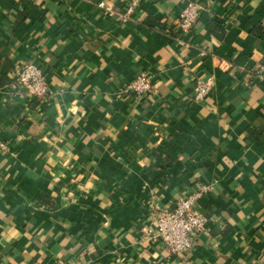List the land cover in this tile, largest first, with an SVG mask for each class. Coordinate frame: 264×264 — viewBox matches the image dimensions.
Segmentation results:
<instances>
[{"label": "crops", "instance_id": "1", "mask_svg": "<svg viewBox=\"0 0 264 264\" xmlns=\"http://www.w3.org/2000/svg\"><path fill=\"white\" fill-rule=\"evenodd\" d=\"M99 1L0 0V264H264V0H194L188 33V0L125 22ZM26 61L42 99L15 84ZM140 71L152 91L123 92ZM202 185L205 228L173 253L156 215Z\"/></svg>", "mask_w": 264, "mask_h": 264}, {"label": "built area", "instance_id": "2", "mask_svg": "<svg viewBox=\"0 0 264 264\" xmlns=\"http://www.w3.org/2000/svg\"><path fill=\"white\" fill-rule=\"evenodd\" d=\"M141 0H127L122 11H115L110 6H106L100 0L98 6L104 8L108 15L117 21H127ZM202 7L199 2L188 0L181 10L180 18L177 22V29L181 33H188L199 17ZM14 81L18 88L24 89L25 93L33 98H44L48 93L46 79L40 68L31 61L22 62L13 70ZM261 81L264 78L258 75ZM213 86L211 77L196 79L193 85V98L201 100L206 97ZM153 89L151 74L148 71H140L136 77L126 84L122 91L133 93L136 96L148 95ZM5 143L0 140V152L5 150ZM210 185H202L196 191L179 198L174 207L163 209L156 215L154 235L158 236L162 242L177 254L184 253L192 249L199 232L205 228L207 218L195 207V201L203 194L207 193ZM54 264H68L63 259H56Z\"/></svg>", "mask_w": 264, "mask_h": 264}, {"label": "trees", "instance_id": "3", "mask_svg": "<svg viewBox=\"0 0 264 264\" xmlns=\"http://www.w3.org/2000/svg\"><path fill=\"white\" fill-rule=\"evenodd\" d=\"M262 6L264 7V3L262 4ZM253 33L256 34V35L263 34L264 33V26L263 27H261L260 25L255 26L254 29H253ZM261 63H262V65H264V57L261 60Z\"/></svg>", "mask_w": 264, "mask_h": 264}]
</instances>
